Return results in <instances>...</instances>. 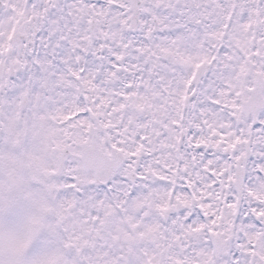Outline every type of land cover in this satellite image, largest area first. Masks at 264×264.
<instances>
[{"label": "snow or ice", "instance_id": "1", "mask_svg": "<svg viewBox=\"0 0 264 264\" xmlns=\"http://www.w3.org/2000/svg\"><path fill=\"white\" fill-rule=\"evenodd\" d=\"M0 264H264V0H0Z\"/></svg>", "mask_w": 264, "mask_h": 264}]
</instances>
